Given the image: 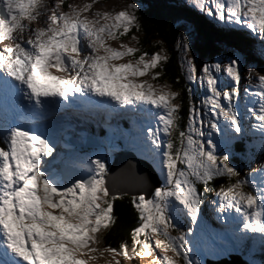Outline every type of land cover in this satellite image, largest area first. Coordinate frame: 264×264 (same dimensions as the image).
Here are the masks:
<instances>
[{
  "label": "snow or ice",
  "instance_id": "1",
  "mask_svg": "<svg viewBox=\"0 0 264 264\" xmlns=\"http://www.w3.org/2000/svg\"><path fill=\"white\" fill-rule=\"evenodd\" d=\"M97 2L68 5L63 11L64 0H55L45 16L43 0H0V44L12 41L0 49V95L11 100L0 120V249L11 253L4 264H91L105 253L115 264H120L118 256L148 257L149 264H192L186 250L190 242L178 222L185 214L193 223L199 220L203 197L198 186L210 192L209 184L217 179L228 181L217 193V211L234 209L238 216L231 219L242 223L238 230L264 236V163L241 178L229 155H217L219 145L211 137L220 131L221 117L225 132L243 130L232 103L242 79L241 54L230 57L227 65L220 61L198 65L192 58L181 64L182 70L186 68L184 79L189 83L199 79L205 89L203 111L192 103L193 92L187 89L189 115L182 128L181 103L176 102L180 92L159 83L169 61L164 47L149 54L124 43L119 50L107 43L141 30L138 5L92 11ZM193 2L205 16L246 28L264 40V0ZM42 16L44 26H29ZM131 39L139 44L137 36ZM180 46L191 52L187 35H182ZM85 47L89 53L81 59ZM137 53L134 62L112 63ZM50 68L66 75H53ZM146 75L151 81L139 79ZM248 79L253 80L251 73ZM255 80L251 96L259 108L248 112L259 122L252 127L264 135V75ZM91 95L101 98L96 106L113 111L137 102L158 109L153 114L159 120L157 128L149 127L147 136L133 138L132 145L160 168L163 183L154 186L150 199L145 194L132 196L139 223L131 232V245L123 242L119 248L106 244L105 233L114 224V202L126 193L117 195L109 187L105 163L93 159L85 175L67 181L55 169L62 157L54 116L73 104V98ZM37 121L38 131L26 126ZM205 123L209 133L203 130ZM69 167L75 168V161L70 160ZM253 174L260 176L259 183L249 179L255 178ZM173 231L177 234L171 235Z\"/></svg>",
  "mask_w": 264,
  "mask_h": 264
},
{
  "label": "rangeland",
  "instance_id": "2",
  "mask_svg": "<svg viewBox=\"0 0 264 264\" xmlns=\"http://www.w3.org/2000/svg\"><path fill=\"white\" fill-rule=\"evenodd\" d=\"M55 0H43V3L45 4L47 10L45 11V16H47L51 10L52 5L54 4ZM91 0H64V4L62 7L63 11H68V5L73 6H80L85 3H90ZM130 3H136L138 5V12L143 8L141 5V0H98L96 4L93 5L92 11H103V10H113L119 11L123 9L126 5ZM185 6L190 8L192 17L199 19V20H207L209 23H211L213 26H218L224 30L227 28L230 29L229 33L239 37L244 38L248 42V46L244 45L243 43H232L238 50H240L243 54L240 53L237 49H234L232 47L224 46L222 49H225L224 51H213V54H209V51H205V55H197L196 51L192 49L191 52L185 53L183 49L181 48V37L182 35H187L188 38L191 36L189 34V30L192 32L191 25H193L195 28H197L193 22L192 19H182L181 25L179 27H176L174 29L175 33L170 35L169 32H167V39H161L157 36V32H141L146 31L145 28L142 27L140 23V30L137 32L135 29H133L130 33L126 34L123 37H120L118 40H110L108 41V45H110L113 48H116L119 50V46L121 43H124L128 45L129 47H136L140 48L142 51H146L149 54L156 52L159 50L160 46L162 45L164 49L167 51L169 56V61L167 63L175 62L178 65V68L180 70V74L182 78L186 76V68L184 70L181 69V64L186 61L189 58L194 59V61L198 65L203 64H213L218 61L222 62L223 65H227L229 62L230 57H234L237 53L241 54L242 58V65H241V71H242V79L239 83L240 86V92L238 93V97L233 98L232 103L237 107V111L239 116L241 117L242 123H243V130L241 133L236 134L232 132L231 130L225 132L226 129V123L224 119L221 117L218 120V123L220 124V131L218 133H211V137L215 140V142L219 145V150L217 152V155H229L230 157V163L235 165L240 171H241V178L244 176H247L249 173H252L253 169L258 168V166L261 163H264V135H262L257 129H254L252 127L253 124H258L259 122L255 120V118L248 112L249 108L255 107L259 108V104L255 102V98L251 96V93L255 91V88L252 86L256 83L255 77L259 75H264V55H262V52H264V40L261 39V36L257 33H253L250 30L246 28H241L239 26L235 25H228L225 23H222L220 21H217L215 19H212L210 17L205 16L202 12H200L195 6L193 0H184ZM138 12L136 13L137 16L139 15ZM201 16V17H200ZM89 17L91 18V15L89 14ZM204 19H203V18ZM44 18L41 17L38 21L32 22L30 27L39 28L41 26H44ZM139 18V16H138ZM195 20V19H194ZM196 24L197 21L195 20ZM24 23L27 25L29 22L27 20L24 21ZM179 28V29H178ZM185 29H187V32H185ZM242 32V33H238ZM250 36L251 39H246L243 35L245 34ZM249 32V33H248ZM240 34V36L238 35ZM18 35V34H14ZM132 35H135L139 39V44H137L136 41H133L131 39ZM231 38V37H230ZM171 39H174V43L171 46L169 42ZM219 41L226 42L227 44V37L222 38H213ZM159 41L160 44H157L156 42ZM190 41V38H189ZM193 42V38L191 40V43ZM12 41H5L4 43L0 44V49L4 47L5 44H10ZM87 40L82 39V44L86 46ZM222 43V42H221ZM229 43V42H228ZM250 43V44H249ZM225 44V43H224ZM250 48V49H249ZM89 50L85 47V51L80 57L81 59L83 56L88 55ZM176 53V54H175ZM100 54H103L101 51ZM209 54V55H207ZM138 53L136 54V57H123L120 60H114L112 61L113 64H121V63H127L130 60L134 62L135 58L138 57ZM65 56H67V53H65ZM207 56H211V58H208ZM245 57H247L249 60L245 61ZM166 63V64H167ZM164 65V67L166 66ZM51 73L56 74L57 76L64 75L63 73L57 72L55 68L49 69ZM158 70V69H157ZM155 71V70H154ZM249 73H251L253 80L250 82L248 77ZM66 75V74H65ZM140 80H149L151 81V76L146 75L144 77H140ZM225 79V77H222V80ZM185 83L188 85L192 84L193 86H197L198 92L196 94L193 104H195V107L197 109H200L203 111V104H204V86L201 84L200 80L197 79L191 83L186 81L184 79ZM160 84L168 83L172 85L168 79L162 76V78L159 80ZM194 88V87H193ZM172 89L174 91H178L174 85H172ZM247 89V91H246ZM228 90V89H224ZM104 99V98H103ZM74 101H77L75 98H73ZM106 100V99H105ZM6 101L3 96L0 97V120L4 119L5 115V108H11L9 105L4 106L3 104H6ZM67 104L68 102L65 101ZM177 103H180V101H176ZM11 103V101H10ZM94 103V102H91ZM225 107L227 106V101L223 102ZM74 104V103H73ZM73 104H71L72 107ZM95 104V103H94ZM139 105V104H136ZM135 105V106H136ZM70 106V105H69ZM69 106H67V109H69ZM77 106V105H76ZM135 106L130 107V112L128 110L123 109V111H120L116 116H110V115H103L99 114L97 112H83V111H68L69 115L61 117V121H63L64 126L60 129V126L58 129L60 140L58 142V145L60 144H67V150L66 153H64L61 160L67 162L70 161L73 155V142H74V135L72 134V128L75 127L77 124L84 123V122H93L95 124H101V128L104 130H107L112 135H115L111 132V130H108L112 125L120 127L126 124L124 121H128L129 128L127 129L129 137L135 138L137 136H140L141 138L147 136L148 128H152L155 130L157 126L159 125L158 118L153 115L158 111L156 109L154 111V106L150 104H146L147 109H145L146 113L144 114L142 111L134 110ZM151 106V108H148ZM190 106V105H189ZM189 106L187 109V114H185V123L184 126L187 124V119L189 115ZM3 108V109H2ZM60 111V110H59ZM139 113H137V112ZM127 112V113H125ZM124 113V114H122ZM111 114V113H110ZM121 114V115H120ZM140 114H144L140 115ZM162 114V113H161ZM145 115L150 116L151 118L145 117ZM154 116V117H153ZM213 120H216V117H212ZM122 120V121H121ZM110 123V125H108ZM40 124L41 123H30L26 126L32 127L34 131L40 130ZM58 126V124H56ZM93 126L95 131L91 132L90 134L93 137H97V127L95 125L88 124L87 128H90ZM183 126V127H184ZM104 127V128H103ZM132 130H135V134H133ZM203 130L205 133H209V128L207 124L203 126ZM230 133V134H227ZM227 134V135H226ZM242 136L243 134L250 135L251 137H255V144L256 147L253 150L252 154L246 155V158H242L240 156V152L236 151L233 153L231 143L228 142L227 138L233 137L232 135ZM161 136L163 137V133L161 132ZM76 137H79V135ZM81 137H84V134L81 135ZM90 138V137H88ZM99 141L101 142L100 137H97ZM128 139V138H126ZM57 145V146H58ZM60 148V146H58ZM104 146L102 145L101 149L98 151L93 152L90 154V157L88 158L90 160L99 158L105 165L109 160L112 162L114 159L116 152L120 151L121 149L117 145H110L106 147L105 152L103 150ZM233 154L234 157L240 158V163L238 164L235 160H233ZM50 159V158H49ZM57 161V162H58ZM85 159L82 156L79 159L80 163H84ZM115 161V160H114ZM243 161V163H242ZM109 162V163H110ZM94 167V165H91ZM56 169V165H55ZM57 170V169H56ZM58 171V170H57ZM86 172L82 171L79 174L76 173L77 176L85 175ZM254 175V179L252 177H249V179L253 183H259L261 178L258 175ZM215 184H218L216 190L214 192H211L209 196L203 197V203L206 207V210L208 211V216L204 214L200 207V216L199 220L196 223H193L191 219L185 214L182 216L178 222L180 231H183L187 234V240L190 242L187 246L188 255L190 256V259L192 261V264H197V261L200 262V264H207L208 260H220L225 258V254H227L229 251L233 254V251H239V248L242 247V243L246 242L248 243V246H252L255 242L262 245V242H264V236H262L259 233H245L238 229H242V223L238 224L237 222H234L231 217H237L238 214L235 213L234 209H228L225 210L223 213L217 211L219 200L217 197V193L220 190L221 185H226L228 181L226 179H217ZM199 185L198 187H200ZM138 194H145L144 192L138 193ZM137 195V194H135ZM134 195H124V199H129ZM150 199V198H149ZM215 201V203H213ZM225 218H228L227 220ZM212 220V222H210ZM215 222H218V226ZM215 224L214 226L211 225ZM177 233L175 231L171 232V235H176ZM131 245V243L129 244ZM157 254L159 253V250H156ZM241 253V252H240ZM169 256H171V253H168ZM245 256H250V254H244ZM116 259L120 260V264H149L148 257H136L132 260L125 259L122 256L116 257ZM96 263L99 262L101 264H115V261L113 260L112 256L110 254L105 253L103 257L98 258ZM95 262H91V264H95ZM103 262V263H102ZM263 264L264 261L260 260V264Z\"/></svg>",
  "mask_w": 264,
  "mask_h": 264
},
{
  "label": "trees",
  "instance_id": "3",
  "mask_svg": "<svg viewBox=\"0 0 264 264\" xmlns=\"http://www.w3.org/2000/svg\"><path fill=\"white\" fill-rule=\"evenodd\" d=\"M155 1V2H154ZM158 4H157V3ZM146 4L148 7L143 9L139 12V23H141L142 27L145 28L146 31L141 32H157V36L161 39H167L168 35L166 30L169 32L170 35L175 33L174 28L179 27L182 19L188 17L189 14L187 10L184 9V4L182 0H146ZM198 26V25H197ZM179 29V28H178ZM200 34L204 38L203 39L197 34L194 33V42L191 43V47L194 48L197 55H205V51H209L215 49L216 46L209 45L211 40L210 29L204 27L203 25L198 26ZM169 38V37H168ZM174 43V39H171L169 44L172 46ZM205 51L203 50V45ZM217 51V50H215ZM176 54V53H175ZM207 54V55H209ZM213 54V53H212ZM206 56V55H205ZM211 58V56H207ZM163 77L168 79V81L176 87V89L180 92L181 99L179 100L181 103V110L180 116L182 117L181 120V127L183 128L185 123V114H187V109L189 106V99L187 89H191L193 92L192 102L195 100V96L198 92L197 86L192 88V84L188 85L185 83L184 79L180 74V70L178 68L177 63L169 62L164 67ZM176 81H179L177 84ZM95 128H93L94 131ZM97 136L99 135V131L97 130ZM233 153L236 151H240L239 144L237 146H232ZM243 155V153L241 152ZM150 160V158H149ZM235 161H239L235 158ZM150 163L154 166V168L159 170V167L154 165L151 160ZM80 167L85 168V164H79ZM159 175H161L159 173ZM218 184L210 183L209 187L212 190L216 189ZM200 191L203 190V185L200 187ZM211 192V191H210ZM209 194V193H208ZM129 195V194H128ZM132 198V197H131ZM131 198L129 199H118L114 202V224L111 226L110 230L105 233V242L107 245H111L113 247L119 248L123 242L131 243V232L134 230L136 226H138V214L136 213L135 209L132 206Z\"/></svg>",
  "mask_w": 264,
  "mask_h": 264
},
{
  "label": "water",
  "instance_id": "4",
  "mask_svg": "<svg viewBox=\"0 0 264 264\" xmlns=\"http://www.w3.org/2000/svg\"><path fill=\"white\" fill-rule=\"evenodd\" d=\"M142 11V10H140ZM139 14V12H138ZM134 160L131 158H123L115 161L107 175L109 187H113L116 190L117 195L124 193L129 195H135L144 192L146 197H150L154 186H158L159 182L156 180L154 174L146 168L136 166ZM61 172V171H60ZM64 173L65 180H70L72 177L66 172ZM143 182L144 188H140V184ZM207 264H247L238 256H232L228 260H221L215 262H208Z\"/></svg>",
  "mask_w": 264,
  "mask_h": 264
},
{
  "label": "bare ground",
  "instance_id": "5",
  "mask_svg": "<svg viewBox=\"0 0 264 264\" xmlns=\"http://www.w3.org/2000/svg\"><path fill=\"white\" fill-rule=\"evenodd\" d=\"M52 74L53 75H56L54 73H52ZM79 95L80 94H77V96H79ZM1 96L2 95H0V97ZM104 99L107 100L108 98L105 97ZM100 100H101V98L98 97V96H95V95H91L90 97L89 96L80 97V99H78L77 101L74 102V104H73L74 107H72L70 105L69 106V109L71 108L70 109L71 111L78 110V111L91 112V113L97 112L99 114L101 113V114L106 115V116L107 115L116 116V114H118L120 111H123V109H120L119 111H113L110 107H98V106H96V104L91 103V102H97V101H100ZM10 101H11L10 99L7 100L6 101V104H3V107L4 106H8V105L11 107ZM24 103H26V102H24ZM62 103H64L65 105H67V103L65 101H63ZM137 104H139V105H136L134 110L142 111L145 114L146 113L145 109H147L146 104H144L143 102H137ZM116 107L119 108L118 105ZM130 107H131V105L125 106V110L130 109ZM148 108H151V106H149ZM66 110H68L67 107H64V108L60 109V111H58L55 114L54 120L56 121V124H58L57 128H59V126H60V129L63 128L64 123H63V121H61V117H64V116H68L69 115V112H67ZM70 110H68V111H70ZM8 115L11 116V112H9ZM36 123H41V122L37 121ZM139 186H140L141 189H143L144 188L143 182ZM9 257H11L9 254L4 255L3 249H0V264H4V261L7 258H9ZM95 264H101V263H99V262L96 263L95 262ZM103 264H106V263H103Z\"/></svg>",
  "mask_w": 264,
  "mask_h": 264
}]
</instances>
